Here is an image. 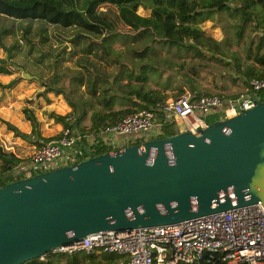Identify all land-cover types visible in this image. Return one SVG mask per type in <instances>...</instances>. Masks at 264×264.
Instances as JSON below:
<instances>
[{
    "label": "water",
    "instance_id": "95a60500",
    "mask_svg": "<svg viewBox=\"0 0 264 264\" xmlns=\"http://www.w3.org/2000/svg\"><path fill=\"white\" fill-rule=\"evenodd\" d=\"M20 69L26 78H36ZM233 115L93 153L0 185V264L97 230L157 226L259 202L264 99Z\"/></svg>",
    "mask_w": 264,
    "mask_h": 264
},
{
    "label": "trees",
    "instance_id": "16d2710c",
    "mask_svg": "<svg viewBox=\"0 0 264 264\" xmlns=\"http://www.w3.org/2000/svg\"><path fill=\"white\" fill-rule=\"evenodd\" d=\"M0 3L18 12L31 11L39 6L47 7L60 14L77 12L91 16L93 23L99 25L98 33L74 28L76 31L67 41L75 45L81 54L84 65L80 67L85 71L86 88L91 95H94L95 104L99 103L101 106L91 107L87 129L76 128L83 116V110L79 106L74 107L72 104L73 111H77V117L73 123L70 120L66 122L63 115L52 114L62 126L66 125L73 133H79L80 138L77 144L82 149L85 144L84 134L98 132L103 125L111 124L123 115L139 108H148L157 114L158 104L165 100V95L158 87L148 84L147 79L158 77L161 72L167 71L163 69H169L168 73L162 76L165 80H168L169 73H176L175 75L178 76L180 87L175 96L180 95L185 88L197 94L207 93L196 89L193 73L197 65L189 64L188 69L192 74L182 72L185 68L183 59L178 60L175 67L171 66L172 57L179 58L175 54L180 50L227 66L231 71L228 73L230 76L234 74L242 80L244 91L249 88V78L264 79V25L258 23L256 12L249 6V3H253L264 12V0H0ZM138 7L143 11L148 10L147 14L137 13ZM214 14L222 18L223 14L225 17L235 18L231 22L236 44L239 43L244 27H249L240 44L242 59L236 54L232 61L228 60L225 54L226 48L198 27L199 21L212 17ZM218 21L220 25L225 23V20L221 18ZM254 27L261 29L260 32L254 35L249 34V30L252 31ZM7 29L0 26V48L5 54L0 57V73L5 74L11 72L7 65L12 67L14 64L10 59L18 46L17 44L7 46L3 43L2 36L7 33ZM115 41H119L121 47H115L113 45ZM225 41L228 42V40ZM156 45H161L167 50L173 48L176 52H169L167 58L159 57L154 52ZM90 53L97 58L96 61L88 58ZM101 59L104 62H99ZM105 65L108 67L105 68ZM72 76L76 81H81L77 74ZM13 83V79L7 82L0 80V100ZM101 84H103L102 89L100 88L99 91L97 89ZM45 85L47 91H50L49 89H54V92L65 91L63 88H60L61 90L52 88L47 83ZM216 94L222 97L235 95ZM256 95L264 99V90L257 92ZM214 119H218L216 114L206 116L207 122ZM166 125H163L160 135L176 131L167 128ZM130 143L132 142L127 144ZM89 148L94 154L111 149L110 146L98 144L90 145ZM20 160L19 157L0 147V185L20 178L19 175L11 172ZM117 260L118 256L115 254L103 251L92 253L76 251L70 254L50 253L43 260L33 258L21 264H112Z\"/></svg>",
    "mask_w": 264,
    "mask_h": 264
},
{
    "label": "built area",
    "instance_id": "2783aa9c",
    "mask_svg": "<svg viewBox=\"0 0 264 264\" xmlns=\"http://www.w3.org/2000/svg\"><path fill=\"white\" fill-rule=\"evenodd\" d=\"M248 85V90L227 97L185 90L158 104L157 114L139 108L84 136L99 135V145L112 149L117 140L123 145L140 141L144 134L157 137L165 123L176 119L182 123L178 130L195 132L196 127L206 125L209 114L224 118L252 106L251 93L256 95L264 90V79L251 77ZM64 119L69 121L70 116ZM79 138L78 132L62 126L56 134L34 146L28 159L17 163L12 173L24 177L78 161L83 158L84 149L77 144ZM76 251L115 254L118 260L112 264H264V209L255 202L175 223L97 230L70 243L52 246L38 259L43 260L50 253Z\"/></svg>",
    "mask_w": 264,
    "mask_h": 264
},
{
    "label": "rangeland",
    "instance_id": "374dc122",
    "mask_svg": "<svg viewBox=\"0 0 264 264\" xmlns=\"http://www.w3.org/2000/svg\"><path fill=\"white\" fill-rule=\"evenodd\" d=\"M249 6L251 10L256 12L258 23L264 25V12L253 3H249ZM136 12L147 14L148 10L143 11L138 7ZM220 18L225 20L224 25H220L218 21ZM234 19L229 16L225 17L224 14L223 18L214 14L197 24L207 35L226 48L225 54L230 61L236 54L240 55L242 59L243 53L240 44L242 37L247 34L249 28L245 26L239 43H234V27L231 22ZM0 26L8 28L7 33L2 36L3 43L7 46L11 44L18 45L10 59L14 64L12 67L7 65L11 72L7 74L0 73L2 82H7L10 79H13L14 82L7 88L4 97L0 100L1 149L11 152L12 148L11 153L13 154V152H17L15 143L12 141L14 139L17 142L18 139L22 140L25 145L26 143L30 145L35 143L34 146H37L40 141L49 139L52 136L50 134L58 132L62 127V124L56 121L52 114H60L64 118L70 116L72 123L77 117V111H73L72 104L74 107L79 106L83 110V116L78 121L79 124L76 128L87 129L91 107H100L101 105L99 103L95 104L94 95H91L86 88L85 71L80 67L84 65L81 54L76 46L67 40L76 31L74 28H82L85 31L98 33L99 25L93 23L91 16L77 12L60 14L47 7L40 6L31 11L18 12L0 3ZM260 30L254 27L252 31L249 30V34L254 35ZM225 40H228V42ZM113 45L121 47L119 41L113 42ZM154 52L159 57L167 58L169 52L176 51L173 48L167 50L161 45H156ZM4 55V50L0 48V57ZM175 55H178L179 58L172 57L171 66L175 67L178 60L183 59L185 68L182 72L192 74L191 70L188 69L189 64L197 65L193 77L198 91L222 93L224 95L237 94L242 91L244 83L234 74L230 76L228 73H231V71L227 66H223L219 62L208 61L204 57L192 56L189 53L182 52V50ZM88 58L97 60L91 53L88 54ZM99 62H104V60L101 59ZM99 64L102 65L103 63ZM18 66L21 67V70L35 75L36 78H26L20 74ZM107 67L108 65H105V68ZM163 70L167 71L161 72L158 77L147 79V83L158 87L165 95L164 99L174 98L178 87H180L178 76L175 75L176 73H169L168 80H165L162 76L166 75L169 69ZM73 74H77L81 81H76L72 76ZM43 82L52 88L59 90L63 88L65 91L54 92V89L47 91ZM102 85H99L97 90L100 91ZM165 124H167V128L173 130L182 127V123L177 119ZM154 137H156L155 134H144L141 140ZM100 145L104 146L103 144ZM14 167L11 172H13Z\"/></svg>",
    "mask_w": 264,
    "mask_h": 264
},
{
    "label": "crops",
    "instance_id": "0c3cea01",
    "mask_svg": "<svg viewBox=\"0 0 264 264\" xmlns=\"http://www.w3.org/2000/svg\"><path fill=\"white\" fill-rule=\"evenodd\" d=\"M242 91H244L243 89H241ZM180 129V128H178ZM176 129V130H178ZM59 131V130H58ZM55 133L57 132H53V134H50V135H54ZM84 138V142L86 145H96L98 144L99 145V140H100V137L99 135H92V136H83ZM19 141L17 142L16 139L12 140L14 143H15V146H16V149H17V152L19 151V153L17 152H13V154L16 156V157H19L21 158V162H25L27 159H28V156L29 154L32 152L33 150V146L34 144L32 143V145H30L29 143L26 145L22 142V140L18 139ZM105 145V144H104ZM107 146V145H106ZM118 146H121V142L117 140V143L115 145V147H118ZM12 148H11V152H12ZM19 155V156H18ZM27 156V157H26ZM24 158V159H22Z\"/></svg>",
    "mask_w": 264,
    "mask_h": 264
}]
</instances>
